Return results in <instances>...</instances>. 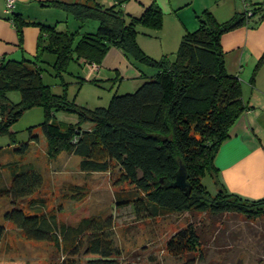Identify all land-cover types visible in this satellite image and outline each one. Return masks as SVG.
<instances>
[{
	"label": "trees",
	"instance_id": "trees-1",
	"mask_svg": "<svg viewBox=\"0 0 264 264\" xmlns=\"http://www.w3.org/2000/svg\"><path fill=\"white\" fill-rule=\"evenodd\" d=\"M128 1L114 0L111 5L98 0L42 3L65 10L80 23L73 31L60 29L58 23L31 22L20 13H12L9 18L20 47L25 26L36 25L40 33L32 57H0V135L9 133L15 144L0 152L22 156L29 151L37 126L29 127L31 141L21 143L16 142L10 127L26 109L39 105L45 111L39 128L50 156L66 151L80 156L82 171L115 172L114 185L120 188L116 205H131L140 219L176 212L264 219V198L247 199L227 191L215 164L231 126L249 108L242 97L240 79L225 66L221 38L231 30L256 26L264 20V0H244V9L224 22L205 9L197 15L198 28L182 35L178 49L158 58L141 47L138 35L162 28L161 6L152 0L141 14L132 15L124 8ZM90 20L97 21L98 27L82 32L81 27ZM113 46L151 71L141 69V84L134 92L113 95L107 106L87 108L69 100L66 91L54 93L44 82L47 54L54 55L48 64L55 77L63 79L73 61L98 66ZM263 62L264 53L257 67ZM87 80L79 77L80 83ZM62 86L66 88L67 83L63 81ZM13 90L20 93L18 102L8 96ZM59 110L77 113L79 122L57 120L55 112ZM81 122L91 125L83 128ZM181 165L187 170L189 193L174 185ZM4 168L12 178L7 185H2ZM206 173L216 184L215 195L201 181ZM42 186L41 173L33 165L0 160V198L12 201L5 220L28 239L62 248L65 256L54 264H77L80 254L86 264H119L121 251L110 238L108 225H102L96 217H84L76 225L66 224L59 219L57 209L48 207L45 198L33 197ZM70 190L75 199L86 192L80 185ZM4 235L5 227L0 224V244ZM261 242L264 251V232ZM202 247L198 226L192 222L174 232L166 243L171 255H195L199 251V260L204 259ZM260 260L264 264V258ZM193 261L190 259L188 264Z\"/></svg>",
	"mask_w": 264,
	"mask_h": 264
},
{
	"label": "rangeland",
	"instance_id": "rangeland-1",
	"mask_svg": "<svg viewBox=\"0 0 264 264\" xmlns=\"http://www.w3.org/2000/svg\"><path fill=\"white\" fill-rule=\"evenodd\" d=\"M98 1L104 5H111L114 0ZM128 2L134 6L138 0ZM129 9L128 11L131 12ZM58 12H61L58 18L51 16L50 22L45 23L55 24L61 21L60 29L72 31L79 29L80 23L70 14L65 10ZM93 24L98 27L97 21L90 20L81 27V31H95ZM143 37L146 36L139 33L138 39L142 41ZM148 40L150 44H147V48L159 53L163 42L152 37ZM179 42L180 40L177 42L176 50ZM45 57L47 63L44 64V82L51 85L54 93L66 91L68 99L79 106L87 108L107 106L113 95L134 92L141 84V81L135 84L133 79L121 83L122 79L115 78L112 81L96 78L97 72L93 71L91 65L79 64L75 61L70 64L68 72L63 74V79L58 78L48 64L54 60V55L49 53ZM81 76L97 81L87 80L80 83ZM63 81L67 83L66 88L62 86ZM8 96L14 102L20 100L18 90L10 91ZM55 118L68 123L79 122L77 113L64 110L56 111ZM44 119L45 111L42 106L36 105L26 109L12 123L10 131L15 132L16 142L21 143L31 141L29 127L37 126L34 129L36 139L32 140L29 151L22 156L0 152L1 162L18 161L20 164L33 165L43 178L42 188L33 197L45 198L48 207L57 209L59 219L66 224L76 225L84 217H96L100 219L102 225H108L110 238L121 251L118 257L119 264H188L192 258L194 264H236L239 259H242L243 264H263L260 259L264 258L261 242L264 219L249 221L236 214L211 216L190 212H176L156 218L140 219L131 205H116V192L120 188L114 185L115 172L82 171L79 167L80 156L66 151L56 157L50 156L48 143L39 128ZM90 125V122H81L83 128H88ZM14 145L9 133L0 135V150ZM11 179L9 170L4 168L2 185L10 184ZM201 181L212 195L216 194V184L210 174L206 173ZM73 185L83 186L86 190L81 198L75 199L71 195L70 188ZM123 188L128 187L123 186ZM11 207L12 201L9 197L0 198V224L5 227V235L0 244V264H54L61 261L65 256L62 248L58 249L48 241L28 239L14 224L5 220V213ZM191 222L198 226L201 235L203 260L198 259L199 251L195 255L177 257L166 249V243L171 235ZM77 264H86L82 254L78 257Z\"/></svg>",
	"mask_w": 264,
	"mask_h": 264
},
{
	"label": "crops",
	"instance_id": "crops-1",
	"mask_svg": "<svg viewBox=\"0 0 264 264\" xmlns=\"http://www.w3.org/2000/svg\"><path fill=\"white\" fill-rule=\"evenodd\" d=\"M49 0H15L10 12L6 11V0H0V57L22 59L32 57L37 50L39 27L27 25L23 28L22 47L17 31L10 20L12 13H20L27 21L50 22L51 16H60L63 9L43 2ZM70 3L73 0H60ZM254 1V0H253ZM114 2V1H113ZM152 0H138L134 6L126 2L124 8L130 14L139 15ZM163 10V26L158 30L143 33L144 50L153 57L175 52L177 42L184 33L198 28L197 15L205 9L216 18L227 21L244 9V0H157ZM56 9V10H54ZM61 21H58V24ZM96 24L92 27L96 28ZM61 25L59 24L58 27ZM91 27V28H92ZM92 28V29H93ZM81 30V29H80ZM149 37L163 42L159 53L147 48ZM180 43V42H179ZM221 45L228 72L241 81L243 100L249 108L234 122L215 157L219 178L225 189L247 199L264 198V62L257 67L264 53V20L256 26H241L223 34ZM141 69L151 71L131 61L117 47H111L102 63L93 71L96 78L141 81ZM137 81V82H136ZM217 191V187H216Z\"/></svg>",
	"mask_w": 264,
	"mask_h": 264
},
{
	"label": "water",
	"instance_id": "water-1",
	"mask_svg": "<svg viewBox=\"0 0 264 264\" xmlns=\"http://www.w3.org/2000/svg\"><path fill=\"white\" fill-rule=\"evenodd\" d=\"M174 185L182 190H186L187 193L190 191V185L188 182V174L184 165H181L176 172V179ZM236 264H243L242 259H239Z\"/></svg>",
	"mask_w": 264,
	"mask_h": 264
},
{
	"label": "built area",
	"instance_id": "built-area-1",
	"mask_svg": "<svg viewBox=\"0 0 264 264\" xmlns=\"http://www.w3.org/2000/svg\"><path fill=\"white\" fill-rule=\"evenodd\" d=\"M15 0H6V11L10 12L14 6ZM245 4V3H244ZM91 68L94 70L97 68L96 64H91Z\"/></svg>",
	"mask_w": 264,
	"mask_h": 264
}]
</instances>
